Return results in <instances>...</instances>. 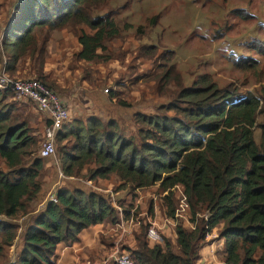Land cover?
I'll return each mask as SVG.
<instances>
[{"label": "trees", "instance_id": "trees-1", "mask_svg": "<svg viewBox=\"0 0 264 264\" xmlns=\"http://www.w3.org/2000/svg\"><path fill=\"white\" fill-rule=\"evenodd\" d=\"M88 1L18 2L0 42L5 70L14 71L27 53H36L42 62L48 31L76 21L92 29V33L79 34L77 57L87 61L99 58L98 50L104 51L105 41L118 36L120 30L113 17L86 15ZM36 27L48 30L38 49ZM7 91L0 90V96ZM109 95L113 98L116 93L110 90ZM177 98L183 107L172 101L163 108L175 114L134 113L136 135L129 137L111 129L116 123L99 127L98 118L89 119L84 127H62L58 140L69 134L75 138L70 147L60 150L63 173L73 176L93 164L87 168L89 180L112 173L121 186L135 189L158 184L166 192L164 214L168 216L174 214L172 189L178 186L192 218L196 212L208 213L207 220L197 219L194 229L176 226L177 250L167 239L150 244L142 228L134 247L127 248L138 264H196L207 232L219 226L224 264H264V88L259 93L242 94L219 88L203 74L191 86L181 87ZM258 116L263 117L261 122ZM28 132L23 117L12 109L0 111V155L8 168L19 165L24 149L34 143ZM41 158L46 157L33 158L30 167L13 169V177L0 172V215L15 218L37 198ZM55 197V202L47 201L26 225L19 256L11 264H55L59 243L71 245L84 228L105 218L117 220L109 199L93 189L65 185L56 190ZM15 228V224L0 220V230L7 234L3 245L12 244Z\"/></svg>", "mask_w": 264, "mask_h": 264}, {"label": "rangeland", "instance_id": "rangeland-1", "mask_svg": "<svg viewBox=\"0 0 264 264\" xmlns=\"http://www.w3.org/2000/svg\"><path fill=\"white\" fill-rule=\"evenodd\" d=\"M20 1L0 0V42ZM85 13L90 18L113 17L120 30L118 36L105 41L104 51L98 50L99 58L87 61L77 57L81 47L79 34L81 31L92 33V29L76 21L49 31L36 27V49L42 45L48 31L42 62L36 53H27L18 60L14 71L7 70L13 76L40 79L66 101L70 117L64 130L72 124L84 127L89 119L98 118L99 127L108 122L116 123L117 127L111 129L126 137L136 135L134 113L175 114L174 110L163 109L164 106L173 101L183 107L177 98L178 91L191 86L193 80L203 74L219 88L242 94L259 93L264 88V0H89ZM0 54L2 67L5 56L1 43ZM110 90L115 91V97L109 95ZM7 109L25 119L29 137L34 141L24 149L20 164L13 168H8L6 159L0 155V172L13 177V169L30 167L33 158L40 157L44 119L32 102L12 91L0 96V111ZM262 120L263 117L258 116L257 121ZM74 141L71 134L63 140H58L56 135L55 155L41 158L43 166L37 177L40 186L37 198L15 218L0 215L1 221L16 225L11 245H3L7 234L0 230V264L17 260L23 245V230L57 187L94 189L105 195L111 205L114 202L123 209H133V216L142 220L146 215L153 218L156 210L162 215L166 211V192L158 184L135 189L121 186L112 173L107 178H94L92 184H84L82 181L90 176L87 168H93V164L69 178L61 169L60 150L70 147ZM172 190L176 209L181 189ZM142 211L144 216H140ZM177 219L179 223L184 220ZM142 226L145 229L147 222H142ZM219 227L213 228L210 234L216 233L221 238ZM217 256L223 261L220 253Z\"/></svg>", "mask_w": 264, "mask_h": 264}, {"label": "built area", "instance_id": "built-area-1", "mask_svg": "<svg viewBox=\"0 0 264 264\" xmlns=\"http://www.w3.org/2000/svg\"><path fill=\"white\" fill-rule=\"evenodd\" d=\"M0 90H9L19 97L32 102L35 109L42 115L44 119V141L40 148L41 157H51L55 155V137L70 117V109L66 101L56 93L47 84L34 77H17L10 75L5 67H0ZM109 89H105L108 91ZM62 176V173H60ZM178 187V186H176ZM48 201H56L55 193L50 195ZM179 206L175 209L173 216L164 214L161 219L157 220L155 216L150 218L146 215L147 226L145 227V236L150 244H162L165 238V228L168 224L176 226L181 224L188 229H194L198 218L207 220V212H196L192 218L189 214V207L185 195L179 190L178 195ZM115 206L119 221L117 226L124 232L128 230V226L133 222V209H127L131 218L127 221L125 211L120 205L112 202ZM145 212H143V215ZM142 215V213H140ZM178 217L183 218L182 223L178 222ZM137 218V217H136ZM138 222V219L134 221ZM211 231L207 232L206 238L209 237ZM210 234V235H209ZM87 264H138L135 256L125 248L114 249L101 258L94 261H88Z\"/></svg>", "mask_w": 264, "mask_h": 264}, {"label": "crops", "instance_id": "crops-1", "mask_svg": "<svg viewBox=\"0 0 264 264\" xmlns=\"http://www.w3.org/2000/svg\"><path fill=\"white\" fill-rule=\"evenodd\" d=\"M68 177L74 178V176ZM60 181L61 180L59 179L56 185H58ZM82 182L87 185L93 183V181L89 179L83 180ZM58 188L60 187H57V189ZM102 190L107 191L109 188H102ZM124 210H126L125 218L128 221L131 216L129 212H127V209ZM143 212L144 211H142V215L140 216H144ZM163 215L159 210H156L155 218L157 220L161 219ZM116 216V221L105 218L102 222L84 228L79 234V239L73 242L71 245L59 243L56 248L57 256L55 264H87L88 261L99 259L114 249H127L134 247L136 243V235L142 231V222L146 221V219L142 220L136 217L133 218V222L128 226V230L123 232L117 226L119 221L117 210ZM137 219L138 222L133 224ZM176 236L177 235L174 230V226L168 224V226L165 228V238L172 243H175ZM221 239L222 238L217 237L216 233L207 237L204 245H202V247L199 249V257L196 261V264H224V262L220 261L217 256L219 253L223 255L222 250H224V241Z\"/></svg>", "mask_w": 264, "mask_h": 264}]
</instances>
